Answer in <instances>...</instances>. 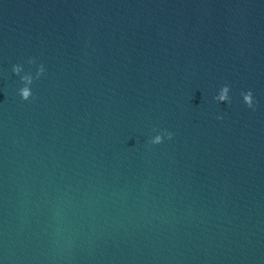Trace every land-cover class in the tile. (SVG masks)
Wrapping results in <instances>:
<instances>
[{
  "label": "water",
  "instance_id": "obj_1",
  "mask_svg": "<svg viewBox=\"0 0 264 264\" xmlns=\"http://www.w3.org/2000/svg\"><path fill=\"white\" fill-rule=\"evenodd\" d=\"M0 264H264V0H0Z\"/></svg>",
  "mask_w": 264,
  "mask_h": 264
},
{
  "label": "clouds",
  "instance_id": "obj_2",
  "mask_svg": "<svg viewBox=\"0 0 264 264\" xmlns=\"http://www.w3.org/2000/svg\"><path fill=\"white\" fill-rule=\"evenodd\" d=\"M29 64H33L35 63L34 60H29L28 61ZM13 71L18 73L20 71V68L18 66H13ZM45 73V68L43 64H40L37 68L36 71V75H35V79H39L41 77V74ZM34 80V77L29 74L27 76H23L21 77V81L22 83H24L25 81H27V84L32 85ZM230 88L228 85H224L221 87L220 89V93L218 96H215L214 99L216 101H225L228 100V102H230V99L228 97V92H229ZM19 95L22 98V100L24 101H28L32 96H33V92L31 90V88L25 86L22 87L19 90ZM242 98H243V102L244 104L248 107L251 108L253 110H255V100L253 97V93L251 92V90H248L247 92H242L241 93ZM222 118V117H220ZM173 133L167 130H162L159 134L155 135L150 141L149 143L152 145H158L161 144L165 138H167L168 140H171L173 138Z\"/></svg>",
  "mask_w": 264,
  "mask_h": 264
}]
</instances>
